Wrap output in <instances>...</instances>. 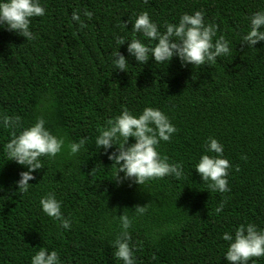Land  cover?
<instances>
[{
  "label": "trees",
  "instance_id": "trees-1",
  "mask_svg": "<svg viewBox=\"0 0 264 264\" xmlns=\"http://www.w3.org/2000/svg\"><path fill=\"white\" fill-rule=\"evenodd\" d=\"M40 3L45 15L30 18L34 39L0 28V116L18 115L27 126L43 115L45 126L65 143L88 139L75 155L64 149L51 159L41 157L42 168L33 170L31 187L20 195L13 193V182L26 169L6 160L2 146L12 130L0 127V264H30L40 246L56 249L62 264H122L111 246L121 213L132 219L135 264H232L223 256L228 242L222 233L249 222L264 228V41L254 48L239 41L248 17L264 10V0ZM73 10L81 14L83 28L71 20ZM195 10L230 42L227 56L193 67L181 66L175 56L167 64L150 57L140 65L128 57L127 40L119 47L115 43V36L144 40L131 32L141 11L163 31L165 22ZM117 47L129 62L125 71L110 63ZM44 97L48 107L41 111ZM145 106L159 108L176 126L157 151L180 162L184 174L117 184L111 179L116 166L97 149L95 137L122 108L136 114ZM210 136L234 165L224 193L209 190L194 169ZM48 192L61 201L69 229L41 211L39 199ZM221 200L224 206L216 212ZM136 205L146 206L142 216L135 215ZM253 261L264 264V257L249 264Z\"/></svg>",
  "mask_w": 264,
  "mask_h": 264
},
{
  "label": "clouds",
  "instance_id": "clouds-1",
  "mask_svg": "<svg viewBox=\"0 0 264 264\" xmlns=\"http://www.w3.org/2000/svg\"><path fill=\"white\" fill-rule=\"evenodd\" d=\"M44 15L45 8L40 0H0V28L18 33L26 40L34 39L30 18ZM83 15L90 17L91 13L83 10ZM71 20L79 27H84L78 11H72ZM131 22V32L139 33L144 40L135 35L130 39L115 36L114 40L118 47L127 40L128 57L140 65L146 63L150 57L154 63L167 64L175 56L181 66H200L211 64L217 57L227 56L231 51L230 42L222 34L217 36V25L215 22H206L201 10H195L191 14L182 13L176 22H165L163 31L159 30L147 11L138 13ZM126 23L127 21L123 22L124 27ZM239 41L247 48H254L258 41H264V10L254 11L248 17V30L240 35ZM118 47L112 52L110 63L113 69L125 71L129 62L124 54L117 51ZM47 107V97H44L41 100V111ZM45 125L43 115H37L34 122L27 126L22 125L18 115L0 116V127L12 130L10 138L2 146L6 160H13L26 169L20 171L18 179L13 182L16 185L12 190L14 194L23 195L29 190L32 185L29 181L34 178L33 170L42 168L41 157L51 159L64 149L69 156L75 155L84 148L88 139L85 136L78 141L65 143L62 135L54 134ZM176 131V126L159 108L145 106L139 113L133 114L125 107L99 130L95 145L97 149L102 148L112 164H115L111 179L117 184L131 180L142 185L146 181L166 176L178 179L184 174L181 163L169 162L166 156L157 151L159 143L169 141ZM129 137H132L134 142L128 143ZM113 146V150L109 151ZM232 167L234 165L223 155L222 143L215 137H207L204 151L194 165L201 180L208 182L207 188L220 193L229 191L228 175ZM0 191H3V185H0ZM39 205L41 211L58 221L62 229L71 227V221L61 212V201L54 193L42 195ZM223 206L224 201L221 200L215 211L220 212ZM146 210L144 205L134 206L135 215L142 216ZM118 224L119 232L111 241L113 255L122 264H135L133 246L129 242L132 219L121 213L118 216ZM222 239L228 242L226 251L223 252L226 262L249 264L253 257H264V228H258L254 223L240 224L235 227L233 233H222ZM30 264L62 262L56 249L40 246L31 255Z\"/></svg>",
  "mask_w": 264,
  "mask_h": 264
}]
</instances>
